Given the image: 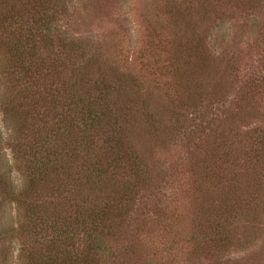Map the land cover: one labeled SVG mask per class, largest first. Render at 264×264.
<instances>
[{
    "label": "trees",
    "instance_id": "1",
    "mask_svg": "<svg viewBox=\"0 0 264 264\" xmlns=\"http://www.w3.org/2000/svg\"><path fill=\"white\" fill-rule=\"evenodd\" d=\"M239 1L247 21L232 19L238 31L264 27V0ZM231 2L196 0L194 10L172 3L179 33H192L189 41L177 43L173 71L183 75L181 69L187 79L215 72L210 29L200 28L194 16L200 22L229 20ZM67 12L65 0H0V110L7 124L0 144L8 146L24 177L19 188L0 174V194L15 202L20 220L16 227L0 225V254L13 248L18 264H156L155 232L140 221L162 183L152 158L166 149L156 139L168 134L162 124L170 117L179 130L173 136L183 134L188 141L186 159L202 152L197 165L209 167L206 189L217 177L226 195L221 205L205 210L187 252L168 262L230 264L226 256L242 227L237 223L247 222L248 231L264 224V122L242 129L233 126L237 119L217 122L210 116V123L194 126L195 110L186 104L158 106L153 99L158 93L146 90L138 73L104 70L105 49L95 51L60 28ZM154 44L162 48L164 39ZM164 85L172 91L173 84ZM254 86L258 92L264 81ZM219 88L226 97L225 87ZM246 88L243 83L240 92ZM198 182L196 177L191 188Z\"/></svg>",
    "mask_w": 264,
    "mask_h": 264
},
{
    "label": "rangeland",
    "instance_id": "2",
    "mask_svg": "<svg viewBox=\"0 0 264 264\" xmlns=\"http://www.w3.org/2000/svg\"><path fill=\"white\" fill-rule=\"evenodd\" d=\"M195 1L65 0L67 17L59 25L69 37L91 43L95 51L105 49L101 55L103 59L100 60L104 70L123 69L138 73L145 89L158 93L153 98L158 106L174 108L173 101L178 100L195 110V120L191 118L194 126L205 121L210 123L213 120L210 116L217 122L237 119L233 126H241L242 129H248V126L251 127L260 120L264 122V88L258 92L254 90V82L264 81V27L255 29L252 25L244 34L238 31L232 19L236 18V23L239 24L247 21L239 0H231L228 7L231 14L229 20L220 22L209 17L200 22V16H194L200 28L210 29L208 49L216 60L212 67L214 73L210 71L208 75H204L200 72L187 79L181 69L179 70L183 75L169 67L173 59L172 53L177 56V43L189 41L192 36L190 30L179 33L181 29L178 31L176 23L172 21L170 7L172 3H176L182 10H188V6L194 10ZM219 1L215 0L216 3ZM261 1L254 0L259 4ZM156 39H164L162 48L155 46ZM183 57L184 54L181 58ZM185 64L186 60L182 61L181 67ZM165 82L173 84L171 92L164 85ZM243 83H247L245 93L240 92ZM221 85L225 87L223 90H227L224 92L226 97L217 93L221 90ZM168 119L162 124L164 131L168 132L163 133V144L160 138L156 139L158 146L166 149L163 154L152 158L153 163L158 164V179L162 183L155 188L151 207L143 213V220L140 221L143 228L155 232L153 243L160 249L156 264H170L168 261L173 255L185 254L190 234L197 232L204 222L205 210H209L212 205H221L219 202L226 195V191L222 190L226 185L217 177L212 179L214 187L212 182L213 188L206 189L208 181L205 180V174L209 173V167H204L202 163L197 165V160H202V152L199 156L189 154L187 160L190 149L188 141H183V134L173 136L179 132L177 123H174V118ZM0 129L7 133V124L1 110ZM205 151L204 149L203 152ZM238 151V148L235 149V152ZM193 164L195 169L192 168ZM0 174L19 188L22 186L24 177L16 170L12 153L4 143L0 144ZM196 177L199 180L198 188H191ZM18 217L15 202L0 194V225L16 227L20 221ZM168 225H172L171 230ZM237 225L242 226L235 231L237 246L228 250L226 259L230 260V264H264V224L252 231L245 230L247 222ZM7 250L5 254H0V264H18L16 250L10 247ZM143 262L141 260L138 264Z\"/></svg>",
    "mask_w": 264,
    "mask_h": 264
}]
</instances>
